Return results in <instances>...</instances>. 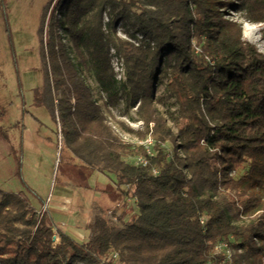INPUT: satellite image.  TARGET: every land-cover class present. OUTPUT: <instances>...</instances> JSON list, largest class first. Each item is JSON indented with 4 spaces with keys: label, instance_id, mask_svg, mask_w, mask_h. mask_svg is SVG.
<instances>
[{
    "label": "trees",
    "instance_id": "1",
    "mask_svg": "<svg viewBox=\"0 0 264 264\" xmlns=\"http://www.w3.org/2000/svg\"><path fill=\"white\" fill-rule=\"evenodd\" d=\"M55 1L39 29L45 84L36 104L59 125L62 149L79 168L107 173L117 191L137 200L138 211L125 227L97 215L89 240L79 241L56 230L47 209L39 215L46 201L35 190L27 193L40 209L0 190V264H264V53L223 19L219 10L228 3L57 0L52 8ZM255 1L264 9V0ZM124 23L129 37L143 36L141 45L118 37ZM115 57L124 64L123 79ZM79 68L98 84L104 105ZM161 80L178 105L177 113L166 112L169 119L157 107L165 106L154 92ZM122 104L135 109L142 129L118 126L140 141L152 138L153 154L110 125L103 106ZM181 120L177 131L169 126ZM0 139L9 140L2 127ZM137 155L147 164L126 161ZM221 242L229 244L230 259L215 252ZM113 252L118 260L107 261Z\"/></svg>",
    "mask_w": 264,
    "mask_h": 264
},
{
    "label": "rangeland",
    "instance_id": "2",
    "mask_svg": "<svg viewBox=\"0 0 264 264\" xmlns=\"http://www.w3.org/2000/svg\"><path fill=\"white\" fill-rule=\"evenodd\" d=\"M49 1L6 0L3 6L0 0V110L4 111L0 127L9 136L8 142L0 139V190L20 193L40 209V203L27 193V188L35 190L46 201L40 216L47 209L56 230L65 231L79 241H88V226L97 215L105 217L114 225L125 227L138 210L135 200L124 197L117 191L115 183L107 173L87 172L79 168L81 162L72 157L69 151L62 149L59 125L45 106L36 104V91L45 84L39 29ZM220 1L228 3L219 10L223 19L240 31L244 41L255 45L264 53V9L255 0ZM56 3L57 0L52 8ZM49 17L50 13L47 22ZM127 25L121 24L120 28L127 32ZM193 41L196 43L195 39ZM64 43L73 55L72 46L66 36ZM79 70L95 99L104 105L98 84L81 68ZM154 92L157 99L163 95L165 97V106L157 104L161 112L165 115L168 110L177 113L175 97L169 95L162 80ZM59 95V91L54 92L55 98H59ZM103 111L110 125L126 143L142 144L143 141L122 130L117 124L118 121H123L134 129H142L135 109L128 110L127 105L122 104L119 109L103 106ZM166 118L169 119V116L166 115ZM185 123L184 120L178 124L169 121V126L177 131ZM23 126L24 137L28 131V138L22 149L20 139ZM167 148L168 151L172 149L170 143ZM15 151L17 152L14 153ZM15 156L20 161V176L17 174ZM140 159L141 156L137 155L127 157L126 161L138 165ZM57 193L71 198L63 204L59 202L66 208L62 215L52 213L50 208L56 201ZM57 239L60 241L58 237ZM111 256L112 253L107 261L118 260ZM113 264L121 263L118 260Z\"/></svg>",
    "mask_w": 264,
    "mask_h": 264
},
{
    "label": "built area",
    "instance_id": "3",
    "mask_svg": "<svg viewBox=\"0 0 264 264\" xmlns=\"http://www.w3.org/2000/svg\"><path fill=\"white\" fill-rule=\"evenodd\" d=\"M107 22H109V15L106 13L104 15V23L106 24ZM120 25H118V27H117V35H118V37H120L121 39H124V40H127V41L131 42L135 46H139V45L142 44V42H143V36L142 35L138 34L136 36V38H131V37H129L126 34L125 31L122 30V28H120ZM114 53L115 52L113 50L112 51V54H114ZM112 63H113L115 72L118 75L117 76L118 79H123L124 78V75H125V68H124L123 62L118 57H115L113 59ZM119 66H121V68ZM142 144L145 145L146 150H147V152L149 154H153L152 153V150H151V147H152V144H153L152 138H147L146 140H144L142 142ZM139 164L146 165L147 164V160L144 157H141ZM153 172L155 174L158 173V171L156 169H154ZM134 200H135V202L137 201L136 199H134ZM58 242H59L58 239H56L55 240V244H57ZM214 250H215V252L217 254H224L228 259L231 258V254H232L231 253V249L229 247V244L226 243V242H221V243L216 244ZM111 257L114 258V259H117L119 257V253L118 252H113Z\"/></svg>",
    "mask_w": 264,
    "mask_h": 264
},
{
    "label": "crops",
    "instance_id": "4",
    "mask_svg": "<svg viewBox=\"0 0 264 264\" xmlns=\"http://www.w3.org/2000/svg\"><path fill=\"white\" fill-rule=\"evenodd\" d=\"M27 133L28 131L25 132V144L27 143V138H28ZM55 200H56L55 203H53L50 207L52 213L57 214V215L64 214L66 208L61 204H63V202H68L69 200H71L70 196L57 193L55 195ZM59 202H61V204Z\"/></svg>",
    "mask_w": 264,
    "mask_h": 264
},
{
    "label": "water",
    "instance_id": "5",
    "mask_svg": "<svg viewBox=\"0 0 264 264\" xmlns=\"http://www.w3.org/2000/svg\"><path fill=\"white\" fill-rule=\"evenodd\" d=\"M56 239H57V236L54 237V240H56Z\"/></svg>",
    "mask_w": 264,
    "mask_h": 264
}]
</instances>
